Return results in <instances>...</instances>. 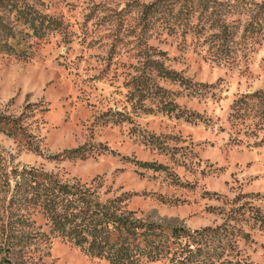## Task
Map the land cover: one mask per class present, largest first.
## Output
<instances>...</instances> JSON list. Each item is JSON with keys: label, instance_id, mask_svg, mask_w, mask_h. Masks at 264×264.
I'll return each instance as SVG.
<instances>
[{"label": "rangeland", "instance_id": "rangeland-1", "mask_svg": "<svg viewBox=\"0 0 264 264\" xmlns=\"http://www.w3.org/2000/svg\"><path fill=\"white\" fill-rule=\"evenodd\" d=\"M5 1L53 28L27 35L1 14L18 33L0 51V119L20 135L0 130V264H109L20 194L28 172L200 233V264H264V106L249 99L264 96V36L247 33L262 0H213L208 12L190 0L170 28L145 24L156 0ZM149 59L189 83L163 81Z\"/></svg>", "mask_w": 264, "mask_h": 264}, {"label": "trees", "instance_id": "trees-1", "mask_svg": "<svg viewBox=\"0 0 264 264\" xmlns=\"http://www.w3.org/2000/svg\"><path fill=\"white\" fill-rule=\"evenodd\" d=\"M189 1L156 0L144 6L145 24L150 28L156 23L170 28L171 19L174 22H182L183 17L188 15ZM212 2L213 0H198V6L208 12L210 6H213ZM1 14H7L9 17L14 14L15 21L29 31L27 35L30 32L38 34V30L44 28H53V23L44 15L32 14L30 11L18 9L14 3L0 0V51L11 49L10 43L16 39L18 33ZM213 14L214 11L210 13L211 16ZM247 33L252 39L264 36V0L247 26ZM223 34L228 41L230 35L225 28ZM146 62L148 68L165 82L179 85L189 83L186 78L158 61L149 59ZM135 87L137 90H144L146 86L142 88L140 84H135ZM249 99L256 100L258 105L264 106L262 94H252ZM237 103L248 104L244 100ZM168 106L169 104H166L164 110L171 112L175 108ZM259 119L264 128V112ZM4 129L12 135H20L19 127L16 125L10 127L6 119H0V130ZM26 174L30 176L24 180L23 185H16V189L22 196H26L30 203L41 205L51 221L52 230L86 255L104 259L109 264H149L166 257L174 258L175 264H200V258L204 255L200 233L186 234L187 231L183 229L136 221L129 215L118 213L115 204L103 202L91 192L60 184L47 174L33 172Z\"/></svg>", "mask_w": 264, "mask_h": 264}]
</instances>
